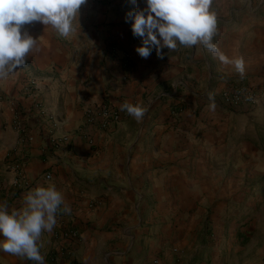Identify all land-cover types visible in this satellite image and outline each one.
Returning a JSON list of instances; mask_svg holds the SVG:
<instances>
[{"label": "crops", "instance_id": "1", "mask_svg": "<svg viewBox=\"0 0 264 264\" xmlns=\"http://www.w3.org/2000/svg\"><path fill=\"white\" fill-rule=\"evenodd\" d=\"M145 7V0H87L70 38L25 25L40 38L38 49L0 82V202L22 207L28 191L17 190L8 168L20 163L29 190L52 173L71 210L42 237L45 264H216L228 238L254 230L264 214V99L238 110L221 99L240 80L264 92V0H213L214 43L229 61L243 59V75L203 46L141 58L125 16ZM112 44L130 53L128 74ZM104 99L148 110L141 121L122 111L119 126L96 131L85 125L84 106ZM17 107L29 145L17 146ZM62 227L79 239L56 240ZM0 264L33 262L0 251Z\"/></svg>", "mask_w": 264, "mask_h": 264}, {"label": "clouds", "instance_id": "2", "mask_svg": "<svg viewBox=\"0 0 264 264\" xmlns=\"http://www.w3.org/2000/svg\"><path fill=\"white\" fill-rule=\"evenodd\" d=\"M135 4L136 0H130ZM87 0H0V82L5 81L27 64V57L38 49L40 38L33 37L25 25L39 22L50 26L63 38L77 33L80 9ZM145 8L126 13L133 37L140 39L136 53L148 59L153 52L163 58L164 49L174 51L178 46H203L225 63H232L243 75V59L229 61L220 54L214 37L217 34L218 14L213 0H145ZM211 99V96H210ZM212 108L215 104H211ZM147 108L140 103L124 102L121 111L141 121ZM65 196L48 179L23 197L20 208L0 202V251L45 264L42 237L51 233L61 212H70Z\"/></svg>", "mask_w": 264, "mask_h": 264}, {"label": "built area", "instance_id": "3", "mask_svg": "<svg viewBox=\"0 0 264 264\" xmlns=\"http://www.w3.org/2000/svg\"><path fill=\"white\" fill-rule=\"evenodd\" d=\"M111 52L113 55H121V65L123 71L128 74L133 66V59L131 58L130 53L127 51H121L120 48L116 47L112 44ZM128 77L125 75L124 80H127ZM33 86H27L25 88V93L29 97L30 95L33 97V102L35 107L38 109L39 115L45 120L47 126L52 123V116L49 115L42 106V102L38 99V95L35 92H32ZM37 96V99L35 97ZM222 102L231 109H241L243 107L255 108L260 105L262 100L264 99V92L260 91L259 88L256 87L254 83L249 80H240L234 83H230L221 93ZM177 113H174L173 116H176ZM84 117H85V125L87 127L96 129V131H104L111 128H115L119 126L123 120L124 115L122 111L116 107L112 102L104 99L100 103H85L84 106ZM53 125V123H52ZM15 126L18 132V140L17 146H25L29 145L33 142L34 138L29 133V128L24 119V113L20 108H16V119ZM88 138V137H87ZM69 136H65L62 139V142H69ZM89 143H93V139H89ZM8 168L17 173L18 177L14 183V186L18 191L22 190V192L29 191V183L24 176L22 171V165L18 164H8ZM51 178L53 180L52 173H46L43 177V183L46 184L48 179ZM34 188V187H33ZM31 188V189H33ZM92 203L91 206H93ZM54 238L56 240L63 241H77L79 239V234L77 231L71 228H60L54 233ZM158 262H156L157 264Z\"/></svg>", "mask_w": 264, "mask_h": 264}, {"label": "rangeland", "instance_id": "4", "mask_svg": "<svg viewBox=\"0 0 264 264\" xmlns=\"http://www.w3.org/2000/svg\"><path fill=\"white\" fill-rule=\"evenodd\" d=\"M225 246L216 264H264V214L257 220L254 230L228 238Z\"/></svg>", "mask_w": 264, "mask_h": 264}]
</instances>
